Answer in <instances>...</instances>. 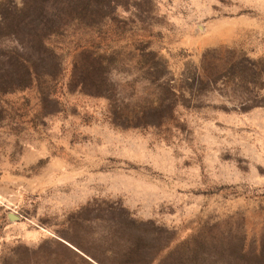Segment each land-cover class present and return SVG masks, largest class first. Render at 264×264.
I'll list each match as a JSON object with an SVG mask.
<instances>
[{"label": "rangeland", "instance_id": "1", "mask_svg": "<svg viewBox=\"0 0 264 264\" xmlns=\"http://www.w3.org/2000/svg\"><path fill=\"white\" fill-rule=\"evenodd\" d=\"M0 264H264V0H0Z\"/></svg>", "mask_w": 264, "mask_h": 264}]
</instances>
